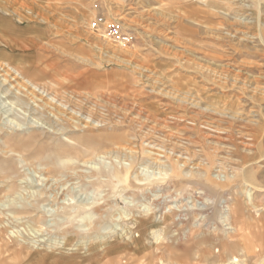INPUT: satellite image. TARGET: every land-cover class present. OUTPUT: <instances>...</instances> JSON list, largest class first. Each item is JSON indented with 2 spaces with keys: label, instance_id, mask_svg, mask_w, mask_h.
Instances as JSON below:
<instances>
[{
  "label": "rangeland",
  "instance_id": "374dc122",
  "mask_svg": "<svg viewBox=\"0 0 264 264\" xmlns=\"http://www.w3.org/2000/svg\"><path fill=\"white\" fill-rule=\"evenodd\" d=\"M0 62L20 69L7 87L31 80L46 103L68 102L47 126L0 98V199L58 182L96 199L53 215L63 204L48 187L0 209L5 253L17 245L22 264L262 263L264 0H0Z\"/></svg>",
  "mask_w": 264,
  "mask_h": 264
},
{
  "label": "bare ground",
  "instance_id": "6f19581e",
  "mask_svg": "<svg viewBox=\"0 0 264 264\" xmlns=\"http://www.w3.org/2000/svg\"><path fill=\"white\" fill-rule=\"evenodd\" d=\"M12 70V72H14L15 76L12 77V79L14 80L16 78V76L20 73V69H18L17 67L11 66L9 64H5L3 62H0V76L4 77L0 80V98H5V97H9V96H13L14 98L16 97V100H14L12 102L11 105V109L10 110H15L18 109V107L22 110H24V112L32 114L34 118H36L37 120H33L31 123H37L40 122L41 119H43V121L47 124V126H52V124H54L59 117H61L65 112H67V108L66 106H68V102H67V98L65 97V95L63 97L61 96H55V98H53L51 101H49V103H46L45 98L46 95L50 94L48 92V89L44 86L41 85L39 83H35L32 82L31 80H26L25 85L23 84L21 86V88H19V90L23 91L22 92H17L15 91V89H13V87H7L6 84H8L9 78L8 76H13V74L11 75L9 73V71ZM18 73V74H17ZM21 74V73H20ZM19 74V77H20ZM17 79V78H16ZM15 79V80H16ZM12 84V83H11ZM18 85V84H17ZM16 85V86H17ZM12 86V85H11ZM15 88V87H14ZM18 88V87H17ZM46 93V94H45ZM66 94V93H65ZM70 95V94H69ZM73 96V95H72ZM58 97V99H57ZM10 98V97H9ZM13 98V99H14ZM11 99V98H10ZM9 99V100H10ZM9 102V101H8ZM5 99H2L1 104L6 105V103H8ZM80 100H78V104H79ZM9 104V103H8ZM71 104V103H70ZM10 106V105H9ZM81 106V105H80ZM1 107V106H0ZM3 107V106H2ZM6 107V106H5ZM65 107V108H64ZM1 109V108H0ZM3 109V108H2ZM1 109V111H2ZM93 109V108H92ZM4 110V109H3ZM7 110V109H6ZM23 112V111H22ZM80 113V112H79ZM74 114V113H73ZM96 114V113H95ZM35 115H39V116H35ZM59 115V116H58ZM78 115V114H77ZM76 115V116H77ZM92 115V114H90ZM29 116V115H28ZM94 116V115H93ZM39 117V118H38ZM74 117V116H73ZM92 118V116H90ZM89 117V118H90ZM101 119V118H100ZM31 120V119H30ZM11 121V120H10ZM14 121V120H12ZM11 121V122H12ZM22 121H17L18 125H22L25 123H21ZM7 123V122H6ZM15 123V122H14ZM2 126H5V123L3 122ZM56 126V125H55ZM49 128V127H48ZM53 128V127H52ZM62 129V128H61ZM8 147V146H7ZM23 161H26V159H24ZM162 166V165H161ZM165 168H168V166L164 165ZM169 169V168H168ZM39 173L40 171L34 170V173ZM42 172V171H41ZM28 173H33V171L31 170L30 172L28 171ZM227 175H229L227 173ZM235 175V173H231V176ZM25 179H30V176H27ZM28 181V180H27ZM7 182V181H5ZM34 179L31 180V184H34ZM29 183V182H27ZM65 186V184L62 182H58V184L56 183V185L53 187L52 185H50V187L48 186V183L45 185V190L44 191H37L40 195L41 194H48V189L52 188V191L50 192V195L52 196L53 200L55 201H60L62 200V204L61 206H58L57 208H51L48 209L47 212L52 213L53 215L57 214V213H61V209L64 208L67 204L68 207L71 204L78 205V204H84V205H88V206H93L94 204H96V199H92L91 197H86V198H77V195L75 194H67L65 191H61V189ZM49 187V188H48ZM36 192V193H37ZM65 193L63 195V193ZM35 193V194H36ZM34 192L28 194L27 195H22V194H18L17 196H15L14 194H7L5 195V197H3L2 199H0V209L6 208L7 206H10L11 203H14L16 205H20L22 206V200L26 201L25 203L29 204V198H31L32 196L34 197ZM98 199V198H97ZM98 201V200H97ZM13 205V204H12ZM15 206V205H14ZM19 206V207H20ZM95 206V205H94ZM18 207V206H17ZM83 207V206H82ZM77 209V208H76ZM88 209V208H87ZM205 210V209H204ZM1 211V210H0ZM75 211V210H74ZM22 212V211H21ZM20 212V213H21ZM46 212V211H45ZM165 212V211H164ZM4 213V212H3ZM9 214V213H8ZM95 214V213H94ZM166 214V213H165ZM170 214V213H169ZM91 215V213H90ZM6 216V215H5ZM37 216V215H36ZM94 216V215H93ZM35 217V216H34ZM91 217V216H89ZM6 220V219H5ZM164 220H167L166 218H164ZM35 222V221H34ZM91 222V221H90ZM40 224V223H39ZM55 226L56 223L52 224V226ZM53 226V227H54ZM26 228V227H25ZM56 228V227H54ZM94 228V227H93ZM43 228H37V230H42ZM28 235H25L23 232L17 231V233L20 235L19 237L25 241H27L28 245L33 247L34 245L37 244L36 241V237L34 236H29L30 235V230H34V229H28L26 228ZM26 237V238H25ZM39 237V236H38ZM37 237V239H38ZM45 237V236H44ZM105 238V236L103 237ZM132 232L130 231L129 233H126L125 235V241L126 239L130 240L132 239ZM46 238H42L39 241H45ZM60 242V241H59ZM30 243V244H29ZM108 243V242H107ZM52 244V243H51ZM58 244V243H57ZM60 244V243H59ZM65 243H63L61 246L64 247ZM105 246V244H104ZM103 247V245H102ZM107 247H104V249H102L103 254L107 251ZM233 257V256H232ZM114 261H106L104 264H113ZM261 262V261H260ZM259 264H264V260L262 259V263Z\"/></svg>",
  "mask_w": 264,
  "mask_h": 264
},
{
  "label": "crops",
  "instance_id": "0c3cea01",
  "mask_svg": "<svg viewBox=\"0 0 264 264\" xmlns=\"http://www.w3.org/2000/svg\"><path fill=\"white\" fill-rule=\"evenodd\" d=\"M7 247L8 246L6 245L4 240H2V242H0V264H22L23 260L27 258L23 256L20 247L14 244H13V249H11L12 251L6 252L8 254L6 255L5 249H8Z\"/></svg>",
  "mask_w": 264,
  "mask_h": 264
},
{
  "label": "built area",
  "instance_id": "2783aa9c",
  "mask_svg": "<svg viewBox=\"0 0 264 264\" xmlns=\"http://www.w3.org/2000/svg\"><path fill=\"white\" fill-rule=\"evenodd\" d=\"M95 26L97 25L96 23L94 24ZM111 34L119 39V40H123L124 38L122 37V34L120 32V29H119V25L117 24H112V29H111Z\"/></svg>",
  "mask_w": 264,
  "mask_h": 264
}]
</instances>
